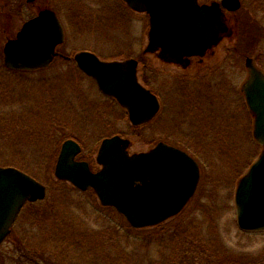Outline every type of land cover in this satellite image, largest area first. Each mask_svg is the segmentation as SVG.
I'll use <instances>...</instances> for the list:
<instances>
[{
    "label": "rangeland",
    "instance_id": "1",
    "mask_svg": "<svg viewBox=\"0 0 264 264\" xmlns=\"http://www.w3.org/2000/svg\"><path fill=\"white\" fill-rule=\"evenodd\" d=\"M47 3L64 30L60 53L87 50L105 61L132 57L151 63L147 69L139 66L138 79L159 99L152 121L132 126L71 60L58 57L38 72L3 68L7 38ZM240 3L232 22L233 47L220 51L239 54L228 70L234 89L243 80L245 55L264 70V0ZM148 29L147 15L132 12L121 0H0V166L46 186L45 198L24 206L0 245V264H264V232L241 231L234 206L236 184L261 151L252 137V118L237 90L211 91L202 85L209 84L208 76L200 83L194 77L181 81V71L158 53L144 54ZM186 98L197 117H182ZM113 135L130 140V153L164 142L194 155L201 169L197 190L177 216L133 229L114 209L100 206L90 190L54 178L66 139L79 142L77 159L96 171L99 144Z\"/></svg>",
    "mask_w": 264,
    "mask_h": 264
},
{
    "label": "water",
    "instance_id": "2",
    "mask_svg": "<svg viewBox=\"0 0 264 264\" xmlns=\"http://www.w3.org/2000/svg\"><path fill=\"white\" fill-rule=\"evenodd\" d=\"M128 8L148 16V42L144 53L159 52L161 59L181 64L202 56L225 33L221 7L237 11L239 0L199 5L197 0H122ZM64 40L56 14L44 9L26 21L3 47V64L12 70L47 67ZM77 68L92 78L103 94L113 97L128 113L133 126L143 125L159 110L157 97L137 80V61H101L79 52ZM250 78L243 87L252 116V137L261 147L258 157L239 178L234 192L237 227L243 232H264V75L247 59ZM130 141L120 136L100 143L92 172L75 158L80 146L62 143L53 176L86 191L92 189L103 207H112L135 229L154 227L178 215L192 198L200 177L197 163L180 149L157 143L145 152L129 154ZM45 197V186L28 174L0 166V244L10 232L25 202Z\"/></svg>",
    "mask_w": 264,
    "mask_h": 264
},
{
    "label": "flooded vegetation",
    "instance_id": "3",
    "mask_svg": "<svg viewBox=\"0 0 264 264\" xmlns=\"http://www.w3.org/2000/svg\"><path fill=\"white\" fill-rule=\"evenodd\" d=\"M36 1L37 0H28V2H30V3H35ZM215 1H217V0H215ZM217 2H220V0L217 1ZM44 9L52 10L56 14V16L59 18V15H58L55 7H53L52 5H50L48 3L47 4L38 5L36 7V14L39 11L44 10ZM236 12L237 11H234V12L226 11V10L223 11V20H224V22H225V24L227 26V29H226L225 33L220 37V39L216 42V44L212 45L202 56H194V57H189V58L183 59L181 61V64H175L172 61L170 62V60L168 58H167V60H165V59H162V60H164L165 62L169 63L170 65L171 64L174 65L175 68H177L178 70L181 71V81H185V82L188 83L190 81L191 77H194V79H196L197 83H200L202 77H205V80L210 77L209 84H204L203 83L202 85L206 86L209 89H213L211 91H214V90L225 91L226 90V92L228 94V92L230 93V91L232 93V91H236L237 90L239 95L241 96L242 103L245 104V106H246V101H245L244 94H243V87H244V85L246 84V82L250 78V69L247 66V59L248 60L251 59L252 65L257 70H259L263 75H264V70L261 69L252 58H250V57H248L246 55L244 57L240 56V57H242L241 60H242V64H243V67H242L243 80H242V82H240V85H238V89L237 88L234 89L233 87H231V85L232 86H234V85L231 83V79L228 78L230 76L229 73H228V70L231 69V67H229L230 64L233 63V61L235 60V57L239 56V54H237L235 52H227V53L223 54V53H220V51H222V49H223V47L225 45L232 46V43H233V40H234V33H235V31L233 30V27H232V25H233L232 22H233L234 14ZM36 14H34L33 16H30L28 19L34 17ZM9 38L10 37H8L7 39H9ZM63 43H64V41H63ZM63 43L56 47V49H55V52L57 54L56 57H54L52 62L45 68L36 69V70H12V69H9V68L5 67L4 64H3V68L7 72H10V73L38 72V71H42V70H47L48 67L58 57L61 58V59L66 60V61H70V60L73 61V56L76 53H74L72 55H68V53L65 54V53H60L58 51L59 47L62 46ZM80 51H87V50H80ZM87 52H90V51H87ZM2 54H3V49H2ZM150 55L153 56L152 54H150ZM128 59H134V58H132V57L122 58L121 57V58L115 59V60H117V61H125V60H128ZM136 61H137V76H138V72H139V66H141V68L144 67V69L145 68L147 69V67L151 64L148 61H146L145 64H142V62H140L137 59H136ZM240 66H241V64H240ZM207 76H208V78H207ZM143 86L145 87L146 84L143 85ZM145 88L149 89L148 86H146ZM223 89H225V90H223ZM183 90H185V89H183ZM100 96L105 100L106 104H111L114 108H118L120 111L123 110L124 111V115L128 119V114L117 103V101L114 98H112V97H110L108 95H105L103 93H100ZM181 103H182L181 104V114H182L183 118H185V114H189L190 118L197 117L199 115V112L195 111V108H194L195 106H193L194 104H189L190 103L189 99H188V102H187V98H186ZM182 110H184V112ZM246 111L249 114L247 106H246ZM59 150H60V148H59ZM181 150L183 152H185L189 157H191L192 159H194L196 161L194 155L190 151H188L187 149H184V148H181ZM196 163H197V161H196ZM198 166H199V164H198ZM199 171L201 173L200 166H199ZM197 186H198V183H197ZM197 186H196V189L194 191V194H193L192 198H194V196H195V193H196V190H197ZM73 188H75V187H73ZM192 198L189 200L188 203H190L192 201ZM36 202H38V201H36ZM33 203L34 202L25 203L23 205V207L21 208V211L19 212V214L17 216V219H18L19 215L21 214V212L23 211L24 206L26 204H33ZM17 219H16V221H17ZM16 221L14 222L13 226L11 227L10 232L7 235V237L11 234ZM6 238H5V240H6ZM1 244H3V243H1Z\"/></svg>",
    "mask_w": 264,
    "mask_h": 264
}]
</instances>
